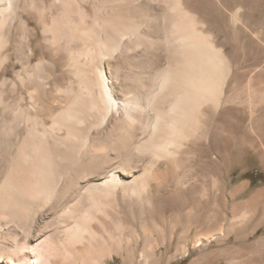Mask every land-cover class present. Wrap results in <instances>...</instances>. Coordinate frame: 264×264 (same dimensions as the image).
I'll list each match as a JSON object with an SVG mask.
<instances>
[{
    "label": "bare ground",
    "instance_id": "bare-ground-1",
    "mask_svg": "<svg viewBox=\"0 0 264 264\" xmlns=\"http://www.w3.org/2000/svg\"><path fill=\"white\" fill-rule=\"evenodd\" d=\"M259 3L0 0V264H164L189 243L190 264H264V186L219 188L239 153L264 164L262 95L238 92L264 85Z\"/></svg>",
    "mask_w": 264,
    "mask_h": 264
},
{
    "label": "rangeland",
    "instance_id": "rangeland-1",
    "mask_svg": "<svg viewBox=\"0 0 264 264\" xmlns=\"http://www.w3.org/2000/svg\"><path fill=\"white\" fill-rule=\"evenodd\" d=\"M195 1L204 2L205 0H195ZM259 2L260 3L258 4V7H259V11H260L262 8H264V0H259ZM203 11H204V13H206V16H208L207 19L209 20V22H212L213 20H211V19L213 18V14H211L212 12L210 13V11H212V10H210V9L206 10L205 8H203ZM263 12H264V9L261 10V13H263ZM249 29H252V26ZM240 32H241L242 36L239 34ZM240 32L237 34V36L235 38V40L236 41L238 40V42H236L235 40H233V42H232V47L234 48L233 50L235 51L234 55H235L236 59L239 58V60H241V58L243 59L246 55H248L247 57L250 58L253 55L254 48H255L253 41H251V34H250L249 30H247L248 33L246 31H240ZM246 39H248V41L251 43H249V42L247 43ZM244 41H246V42H244ZM238 47H240V48H238ZM252 48H253V50H252ZM237 49H239V51ZM13 61H14V70L19 71V75L23 76L24 70L22 69L21 65L17 62V60L15 58L13 59ZM7 76L9 78H15L16 77L15 71H10ZM259 78L260 79L262 78V80H263L264 75H260ZM255 79H258V76H255ZM0 82H1V75H0ZM67 85L64 86L65 89H67ZM250 89H252V90L249 91L250 94H248V95H247V93H249V92H247V89L245 87L242 89H239L238 92H240V94L243 97H249L250 99H252V93L253 92L256 94L260 93L262 95L260 97V101L256 102L258 105H256L253 109L252 118L254 120L253 121L254 123L252 126V128H253L252 133L256 134V135H264V85L259 86L258 84H254L253 86H251ZM24 97L25 98H23L22 100H17V101H19L20 105L27 102V100H28L27 94H24ZM240 139H242V136L239 138V140ZM7 141L8 140H5L4 147L0 148L1 151L6 152V150L8 149L7 148L8 142ZM243 155H244V153H239L236 160L233 161L232 165H230L229 167L227 166L228 170L226 171V173H224L222 169L219 170V179H220L219 180V188L221 187L220 189L225 188L227 191H229L233 186H236L241 181H246L249 183V186H248L247 190L245 191V193L241 197H239L238 199L233 200L232 201L233 203H237L238 201H241V200H246L248 198V195L251 194V192H253L255 189H257L259 187L264 186V164L261 161L262 160L261 155L258 154L256 149H252L245 156H243ZM68 164H70V163H68ZM70 166H71V164H70ZM218 206L221 207L220 200L218 202ZM182 216H183V212L180 214V217H182ZM244 217H245L244 220H242V222H241L243 225L242 228H244L246 230V232H248L249 237L245 241L237 242V244H244V245L246 244V246L243 250V252H245L243 255V258L246 259L247 262H250V260H252V258H253V254L255 253L252 246H253L254 242L256 241V239L260 238L263 235L262 234L263 229L259 228V229L255 230V228H253V224H251V223H253L254 221L252 222L253 217H252L251 211L246 213ZM5 236H7V235H5ZM232 240H233V237L231 238V240H229V244L232 243ZM213 243H215V240H213L211 242V245ZM200 247L201 246L195 247V246H193L192 243H189L187 246V248H188V254L187 255H184V256L173 255L174 258L173 257L171 258V261H169L170 263L164 262V264H190L191 259H193L197 255ZM104 260H103L102 264H139V262H135V263L125 262L123 259V255L121 253H114L111 256H108L107 258H105Z\"/></svg>",
    "mask_w": 264,
    "mask_h": 264
}]
</instances>
